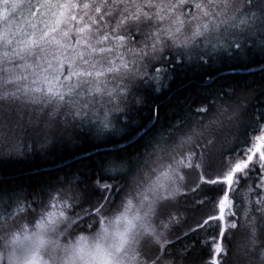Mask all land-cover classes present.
<instances>
[{"label": "snow or ice", "instance_id": "1", "mask_svg": "<svg viewBox=\"0 0 264 264\" xmlns=\"http://www.w3.org/2000/svg\"><path fill=\"white\" fill-rule=\"evenodd\" d=\"M228 64L264 74V0H0V163L98 145L0 182V264H264V86L208 72L161 119Z\"/></svg>", "mask_w": 264, "mask_h": 264}, {"label": "trees", "instance_id": "2", "mask_svg": "<svg viewBox=\"0 0 264 264\" xmlns=\"http://www.w3.org/2000/svg\"><path fill=\"white\" fill-rule=\"evenodd\" d=\"M255 74L241 69L235 75L230 71L232 65H220L218 68L200 69L189 67L178 70L176 78L170 84V91L161 97L164 111L161 113L162 122L171 114L167 112L170 105H174L178 100L190 97L195 100L199 90L206 87L204 80L208 72L216 76L214 87H253L259 89L264 86V74L259 71L258 65H253ZM227 73V75L221 74ZM264 108V103H259L256 111ZM145 118L147 112L145 111ZM98 145L93 142H84L73 147L56 148L47 155H36L24 160H8L0 163V182L11 187H22L26 194L31 195L32 189L40 182L46 180L48 176L62 175L74 172L83 167L79 162L85 152H90L94 156L97 153ZM111 145L99 146L100 152L111 150ZM89 235V232H86Z\"/></svg>", "mask_w": 264, "mask_h": 264}, {"label": "rangeland", "instance_id": "3", "mask_svg": "<svg viewBox=\"0 0 264 264\" xmlns=\"http://www.w3.org/2000/svg\"><path fill=\"white\" fill-rule=\"evenodd\" d=\"M42 209H38V211H40ZM49 210H52V211H56V209H49ZM80 235H85V236H90L91 234L89 233V235L86 234V232H82V233H79ZM63 242V241H62ZM244 241L242 238H238L236 241H235V246L237 247H242Z\"/></svg>", "mask_w": 264, "mask_h": 264}]
</instances>
